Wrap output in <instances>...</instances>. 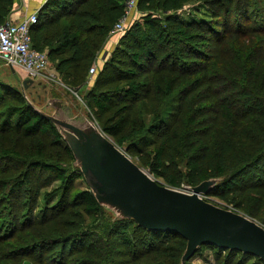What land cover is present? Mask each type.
<instances>
[{
	"label": "trees",
	"instance_id": "obj_1",
	"mask_svg": "<svg viewBox=\"0 0 264 264\" xmlns=\"http://www.w3.org/2000/svg\"><path fill=\"white\" fill-rule=\"evenodd\" d=\"M188 1L138 0L139 19L99 67L83 99L100 129L153 176L175 188L221 178L205 196L224 199L244 192V184L264 183V0H197L186 8ZM16 2L0 0V25ZM125 8L126 0H46L30 27L32 48L46 53L50 66L77 90L86 85L89 68ZM230 42L235 46L226 51ZM224 51L232 65L224 72L229 91L220 112L233 131L208 137L195 128L203 112L189 111L195 108L190 94L204 78L223 76ZM154 95L162 105L147 123L134 111ZM180 101L189 103L182 127L172 125ZM35 106L21 89L0 81V129L33 143L30 152L1 150L3 173L11 169L8 161L23 164L10 179L0 177V243L13 244L15 237L22 242L7 248L4 257L25 256L38 264H182L187 240L115 218L96 199L55 123ZM79 179L85 188L76 187ZM56 181L57 187L42 191ZM243 194L236 207L264 223L263 201L250 203L254 197ZM49 223L52 229L43 234L40 227ZM208 248L221 251L217 258L227 252L225 264L259 258L210 243L195 254ZM191 258L184 264H193Z\"/></svg>",
	"mask_w": 264,
	"mask_h": 264
},
{
	"label": "water",
	"instance_id": "obj_2",
	"mask_svg": "<svg viewBox=\"0 0 264 264\" xmlns=\"http://www.w3.org/2000/svg\"><path fill=\"white\" fill-rule=\"evenodd\" d=\"M33 81L26 77L23 84L27 86ZM48 105L54 109L51 114L35 108L55 123L96 199L115 218L133 219L150 230L181 234L187 240L182 264L205 243L264 260V225L203 197L221 178L189 186L190 191L163 184L135 162L93 119L79 122L66 114L61 97L49 98Z\"/></svg>",
	"mask_w": 264,
	"mask_h": 264
},
{
	"label": "rangeland",
	"instance_id": "obj_3",
	"mask_svg": "<svg viewBox=\"0 0 264 264\" xmlns=\"http://www.w3.org/2000/svg\"><path fill=\"white\" fill-rule=\"evenodd\" d=\"M195 5L198 3L197 0H189L187 4L185 5L186 8L192 7V5ZM141 15V12L139 11V14L133 16L132 19H130L126 23V29H129L130 26L133 24L134 21H137ZM12 21H18V19H10ZM125 29V30H126ZM125 33V32H124ZM124 33H118L116 34L115 40L112 41V46L115 44V41L117 40L116 44L119 42L120 38ZM114 37V36H112ZM112 37H109L110 39ZM109 40V39H108ZM108 42V41H107ZM107 44V43H106ZM115 44V45H116ZM108 44L103 48L102 52ZM233 48L235 46V42H230L229 45L227 44V50L229 51V47ZM110 49V48H109ZM112 49V48H111ZM226 56L223 57L222 61L219 63V66L221 67V70H223V76L217 77L216 79H212L210 77L204 78L203 83L199 89H195L192 94H190L193 98L192 105L195 107L191 110H189L191 113L197 112L198 108H201L203 114L201 117L202 120L199 121V125L196 126L199 131L201 132L205 130L204 132L207 133V136H214L215 134H218L219 132H222L224 134L231 133L233 131V127L231 125V121L225 120L221 116L220 112V106L222 104V97L224 93L229 91L228 85L226 79H224V72H226V67H231L232 63V55L230 52H226ZM101 52V53H102ZM99 56V55H98ZM106 55L102 54L99 56V58L96 59L95 64L97 66L96 72L92 75V78L95 79L97 75V71L101 64H103L104 60L106 59ZM229 62V64H228ZM14 69V70H13ZM15 71V72H13ZM219 72V71H218ZM90 73V68H89ZM227 73V72H226ZM28 77L27 73L20 69L19 67H10L8 65H5L3 62H0V81L8 83L18 89H21L23 92H25V95L29 98L30 101L34 102L37 106H39L41 109L45 110L48 113H53L54 109L48 105L49 98L51 97H61L64 103V111L65 113L69 114L74 120L79 122H87L93 119L98 127L99 126V120L97 119V115L93 114L88 107L86 106L84 102V95L89 90L90 86L93 84L86 83L85 86L78 88L75 90L71 86L65 83L64 79H62L59 74L56 72V70L49 66V68L46 71L45 76L39 77L38 79H35L32 83L25 86L23 84V78ZM154 82L156 80V77H153L152 79ZM161 82L163 81V78H159ZM94 81V80H93ZM225 82V83H224ZM201 89V90H200ZM230 98V96H229ZM228 98V99H229ZM160 98L157 95L152 96V99L148 100L146 103L142 104L138 109L134 111L135 116H139V113H141V116L145 118V121L147 123L152 121V115L154 109L160 108L159 106L162 105L160 103ZM225 101V100H224ZM168 105V102H167ZM180 110L177 111L175 116L173 117V123L178 124V126L182 127L184 125V119H185V112H188V106L189 103L181 102L180 101ZM172 106V102L170 103V107ZM239 119V118H238ZM231 122V123H230ZM245 123V121H244ZM217 129V130H216ZM238 129V128H237ZM216 130V131H215ZM111 138V137H110ZM5 147H17L22 153L30 152L33 149V143L30 139L24 141L21 140L16 133L13 131L8 130H1L0 129V156H1V150ZM135 160L139 162V158L136 156L134 157ZM10 160H15L10 158ZM8 167H10V171L5 170L3 173L0 171V177H5L6 179H10L11 176L15 175L20 171V169L23 167V164L20 162L16 165V162L14 161H8ZM147 169V168H146ZM264 175V174H263ZM154 177L161 183L166 184V181L161 178L154 175ZM59 182H53L51 185L45 186L43 188L44 191H51L55 187L58 186ZM77 188H85L87 185L84 180H77L76 182ZM244 186H247L244 188V192L248 193V195H251L252 198L250 200V203L254 202V199H261L264 203V183L262 184H244ZM190 187L187 185H183L182 189H185L186 191H190ZM244 192L242 190L237 191L236 193H229L227 198L222 199L219 196L209 194L208 196H203L207 200L222 206L224 208H230L235 211L241 212L245 214L242 209L239 207H236L235 203H238V201L243 199ZM22 195H25V190H23ZM27 195V194H26ZM40 203L42 205L43 203V197H40ZM264 212V208H263ZM252 218L256 219L261 224H264L260 219H257L252 216ZM90 221V220H89ZM52 229V225L49 223L45 226L40 227V231L44 234L47 233ZM21 237H26V234L24 231H21L20 233ZM18 237V236H17ZM16 238V237H15ZM13 239L12 243L9 244L8 242L0 243V264H38V261L32 260L30 258H26L25 256L23 259L22 257H18L15 259L4 257V252L7 248H10L11 246H14L15 244L22 243L20 239L16 241V239ZM214 249L208 248V250L203 251L202 253H197L191 258V262L193 264H225L224 259L226 256V253H222L221 258H217V253L219 250H217V253L214 251ZM236 260V259H235ZM56 263V262H55ZM57 264V263H56ZM236 264V262L234 263ZM239 264H263L259 258H255L254 256H249L246 259H241Z\"/></svg>",
	"mask_w": 264,
	"mask_h": 264
},
{
	"label": "built area",
	"instance_id": "obj_4",
	"mask_svg": "<svg viewBox=\"0 0 264 264\" xmlns=\"http://www.w3.org/2000/svg\"><path fill=\"white\" fill-rule=\"evenodd\" d=\"M137 5L138 0H126L125 15L114 25L110 37L127 30L126 23L135 13L139 14ZM37 15L38 12H33L18 21L8 20L0 25V60L10 67H19L32 79L45 76L50 66L46 53L32 48L30 27L37 22ZM96 70L94 63L90 67L87 83L93 82L92 75Z\"/></svg>",
	"mask_w": 264,
	"mask_h": 264
},
{
	"label": "crops",
	"instance_id": "obj_5",
	"mask_svg": "<svg viewBox=\"0 0 264 264\" xmlns=\"http://www.w3.org/2000/svg\"><path fill=\"white\" fill-rule=\"evenodd\" d=\"M44 3H45L44 0H17L15 7H14V9H13V11L9 17V20L10 19L20 20L25 15H28V14L33 13V12H38ZM115 37H116V35L114 37H112L111 39L109 38V40L107 42L108 46L106 47V49H104V51L102 53L99 54V56H101L102 54L103 55L105 54L107 58L110 56L112 50L116 46L115 44H116L117 40L115 41V44L112 46V41L115 40ZM99 56L97 58H99ZM101 66H102V64H101ZM13 72H15V71H13ZM23 79H25V77Z\"/></svg>",
	"mask_w": 264,
	"mask_h": 264
}]
</instances>
